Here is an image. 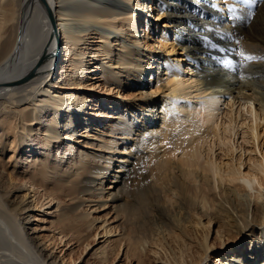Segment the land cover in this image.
I'll use <instances>...</instances> for the list:
<instances>
[{"label": "bare ground", "instance_id": "6f19581e", "mask_svg": "<svg viewBox=\"0 0 264 264\" xmlns=\"http://www.w3.org/2000/svg\"><path fill=\"white\" fill-rule=\"evenodd\" d=\"M188 1L158 0L148 7L142 0H0V264H73L30 233L24 214L34 200L27 196L31 187L43 188L58 200L59 218L66 222L62 233L80 234L78 221L85 216L74 215L77 204L61 202L92 190L91 175L102 185L119 150L121 162L106 196L121 216L127 254L146 255L153 244L173 264H199L210 258L214 224L216 239L234 246L215 257L218 264H264V161L250 158L243 168L233 155L223 159L238 148L240 129L243 138H260L264 60L243 61L239 52L264 57V0ZM147 8L155 17L137 12ZM151 16L156 24L164 19V28L159 24L151 32ZM59 29L72 71L66 73V64L58 77L80 86L74 74L84 78L87 70L80 44L96 31L109 58L100 76L140 87L144 96L140 121L120 111L100 136L87 131L106 152L79 149L64 164L52 153L60 149L55 143L62 131L74 136L81 120L88 129L92 122L80 118L88 113V97L43 86L56 67ZM153 33L168 54L149 52ZM114 41L117 49L108 46ZM174 51L178 55L170 57ZM39 92L52 95V107L33 103ZM34 131L43 134L41 142ZM22 159L26 166L19 172ZM20 175L30 186L17 183ZM18 189L23 196L12 193Z\"/></svg>", "mask_w": 264, "mask_h": 264}, {"label": "rangeland", "instance_id": "374dc122", "mask_svg": "<svg viewBox=\"0 0 264 264\" xmlns=\"http://www.w3.org/2000/svg\"><path fill=\"white\" fill-rule=\"evenodd\" d=\"M142 1H145L148 7L151 5V3H158V0ZM190 1L191 2L188 1L190 4L195 3V0ZM140 8L142 7L140 6ZM148 9L149 8L137 10V12L142 11L144 14H148L149 17L150 15H152V13H156L152 11V9H149V11ZM152 16V24L150 26L151 32L152 30L157 31L159 24V27L164 28L163 23L165 20L162 19L158 24H156L157 21L154 20L155 18H153L155 16ZM231 18L232 16L230 17V19ZM140 23H142V21H140ZM62 34L63 31H61L60 29L59 31L57 30V42H59V47L56 54V67L52 72V77H49L50 80L48 79L49 82L44 83L43 86L44 88L51 87L52 90L58 91L59 93L63 94V96L69 92H76L77 94L88 97L89 99L88 101L85 100L86 103L84 106V108H87L86 111L88 113H85V115H82L80 118L85 116L92 122L91 129H88L87 125L84 124V121L81 120V122L77 125L78 129L74 133H72L74 136H69L70 134L66 130L62 131V136L60 137L58 143H55V145L59 146L60 149H57L55 147L52 153L55 154L54 160L61 159V162H63L64 164L66 158L71 156L70 153L79 152V149L89 151L90 153L92 152L93 154L106 152L99 147V138H94L91 135H88L87 131L93 130L94 133H97V135L100 136V133H98L99 129H106L107 126L115 123L118 120L117 116L120 111H130V117H138L140 121L141 118H143V115L140 114L141 109L139 105L143 103L144 96H141V94L139 93L140 87L131 86V84L124 85V83H115L114 81L107 80L100 76L102 67L104 65H109V63L107 62L109 58H106V55L103 52L105 43L101 41L102 39L100 38V34L96 31L90 32V34H88L85 37V40L80 44L81 49L85 51L84 66L87 67L84 78H82V75L78 73H73L75 78L79 79L81 83L80 86L73 87V85L69 84L70 80H67L68 78H63V75H60L58 77L57 74L62 73L63 66H65L66 64V73L72 71L70 65H68L69 62L66 59V39L63 38ZM115 37L116 34H113L111 36L112 39H115ZM154 37L156 36H154L153 33L151 34V38H147L151 44V47L148 49L149 52H153L156 54H168V52L165 51L166 49H161L160 46L155 43ZM141 38H145L144 35H141ZM115 42L116 41H114V45L111 44L108 46L117 49V42ZM143 48L147 50L146 46H143ZM174 52L175 53H172L170 57L178 55L176 51ZM71 55L73 54L71 53ZM114 69L117 70L119 68ZM81 71L82 70H80L79 72ZM149 79L150 76H148L147 81ZM154 83L155 81H153L152 84ZM35 99L36 101H33V103L41 104V106H43L46 110L47 108L52 107L50 101L52 100V95L50 94L39 92L38 96ZM66 106L67 105L63 103V106L61 107L63 115H65L66 113L64 112L69 109L66 108ZM159 111H161V109H159ZM64 118L65 117H61L60 119L62 120L61 125L64 124ZM261 124L263 126L260 128L261 134L258 142H254L250 136L243 138V134L240 129L238 132L239 134L236 137V145L238 148L234 151L233 154L224 156L223 159L228 160L233 155L235 161H242L244 163L245 166H243V168H249L251 164L250 158H257L264 161V122H262ZM33 127L38 128L41 126L37 124ZM32 134V136L39 142H41V140L43 139V134L41 133H37L36 131H34ZM121 147L122 145H120V148ZM44 151L45 150H42L41 152L43 153ZM116 154L117 156L115 157V162H113L112 165V170L114 171L111 172V175L114 174L115 169H117L118 164L121 162V160H119L121 158L120 150L119 152L116 151ZM217 154L220 156L223 155L220 149L217 150ZM8 157L9 156H7L6 159ZM24 157H26V155ZM73 157H76V155H74ZM102 161L103 160H101L100 158H96L95 163L100 164V162ZM25 166L26 159H22L21 163L19 164V172H22ZM91 176L95 177L97 181L90 185L92 187V190L80 194L74 201L68 200L69 198H65V203L63 201L61 202L62 207L66 204L69 206H74L75 204H77L78 206L74 215L78 214L79 218H81L82 215L85 216L82 220L79 219L80 221H78L79 224H82L80 234L76 233L74 235H64L62 233L64 232L63 229L66 222L63 223L62 219L59 218V214L61 211L57 207L58 200H51V197H47L48 194H46L45 190L41 187H31V190H33L34 192H31V197L27 196L29 199L31 198L30 200H34L33 204H31V209H29L28 212L24 214L25 216H30V221L27 226V228L30 229V233L35 236L38 241L44 244L46 243L45 245L48 247V249L50 248L51 250H53V252L59 257H64V261L66 263L73 262V264H138L139 261H143L141 264H173L174 258L170 254L164 252V250L160 246H155L153 244H150V246L147 247L146 255L135 257L127 254L129 246L128 241H126L124 237V231L121 227V216H117L116 211L113 209L112 197L106 196L108 195V191L111 190L109 188L111 178L110 176L105 177V182L101 185L98 183L99 180L95 175ZM17 178V183L23 186H30L29 181L26 180L27 178L22 179L21 175ZM97 187H99L98 190H96ZM12 193L23 196L25 191L23 189H18ZM29 199H27V201H29ZM8 220L12 222V219ZM216 228L217 225L213 224L209 236V242L212 244V252H209L210 258L207 260L204 259L199 264H218L215 257L219 256L220 254L226 255V253H228V249L234 247L232 245H223V243H221L219 239H216ZM238 248H242L241 245L240 247L238 246ZM102 251L104 252L102 253ZM117 252H119L118 255ZM104 257L108 258V260L104 261ZM183 258L186 263L187 261L190 262V257H188L187 253L184 254Z\"/></svg>", "mask_w": 264, "mask_h": 264}, {"label": "snow or ice", "instance_id": "6c2138e0", "mask_svg": "<svg viewBox=\"0 0 264 264\" xmlns=\"http://www.w3.org/2000/svg\"><path fill=\"white\" fill-rule=\"evenodd\" d=\"M239 56L242 58L243 61H253V60H257V59L264 60V57L258 58V57L252 56V55H248L243 51L239 52Z\"/></svg>", "mask_w": 264, "mask_h": 264}]
</instances>
